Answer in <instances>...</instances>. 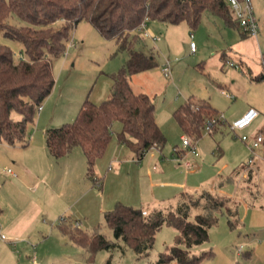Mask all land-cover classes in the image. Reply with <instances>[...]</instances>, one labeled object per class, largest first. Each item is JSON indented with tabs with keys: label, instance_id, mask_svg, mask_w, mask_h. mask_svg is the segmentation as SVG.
Instances as JSON below:
<instances>
[{
	"label": "rangeland",
	"instance_id": "obj_1",
	"mask_svg": "<svg viewBox=\"0 0 264 264\" xmlns=\"http://www.w3.org/2000/svg\"><path fill=\"white\" fill-rule=\"evenodd\" d=\"M251 5L258 23L257 39L243 38L239 29L227 27L222 19L208 13L202 14L195 28L185 22L171 25L148 21L147 30L158 37L155 42L142 39L139 31L136 36L132 34L136 50L145 54L153 50L156 67L130 77L129 84L133 92L151 97L155 121L166 141L161 151H150L140 161L122 155L116 156L118 163L102 160L97 164L115 143L113 135L93 168L101 177L99 187L86 178L85 158L78 147L81 162L72 158L68 168L52 169L43 181L34 182L27 180L26 151L0 143V219L16 227L19 239L16 247L0 239V264L84 263L85 250L74 246L57 229L63 217L79 223L84 231L96 232L116 243V247L96 253L93 264H156L159 254L174 243L173 228L161 227L153 248L140 257L115 240L104 222V213L116 203L164 209L173 205L171 200L178 192L196 196L202 190L235 198L240 203V225L230 229L225 216L220 215L217 225L208 231V241L193 249L195 254L212 253L200 264H264V242L258 241L264 231V161L257 158L262 156L264 146L252 152L249 144L239 138L261 134L256 130L264 122V79L253 82L248 76L264 75V0H251ZM9 22L15 26L25 24L15 16ZM63 24L58 21L55 27ZM190 43L194 44L193 51ZM0 44L7 45L16 58L22 56V47L4 38L2 32ZM221 54L234 66H225ZM126 59V53L118 52L114 42L102 38L88 22L74 26L63 55L52 62L54 85L37 110L34 123L27 125L26 141L32 134V141L42 144L43 132L71 123L85 99L93 104L105 101L112 77ZM165 66L169 71L166 74ZM221 88L235 99L228 100L220 93ZM188 97L209 101L218 109L224 124L217 133L202 131L200 138L193 140L197 156L183 149L182 132L172 117L173 110ZM249 109L258 111V118L243 131L233 133L229 124ZM119 127L120 123L114 122L112 132ZM179 149L184 150L180 156L175 153ZM252 156L254 160L248 164ZM186 161L193 163L194 171L183 167ZM243 164L245 169L239 171L240 175H231ZM8 169L17 177L6 174ZM172 183L186 184L175 188ZM32 185L36 186L34 191ZM4 231L0 228V234L6 237Z\"/></svg>",
	"mask_w": 264,
	"mask_h": 264
},
{
	"label": "trees",
	"instance_id": "obj_2",
	"mask_svg": "<svg viewBox=\"0 0 264 264\" xmlns=\"http://www.w3.org/2000/svg\"><path fill=\"white\" fill-rule=\"evenodd\" d=\"M203 13L222 19L227 27L240 29L226 0H0V32L22 47V56L16 58L7 45L0 44V143L27 144V125L34 123L37 108L54 85L52 62L63 55L73 27L85 21L102 38L113 41L116 50L126 53L127 59L112 77L105 101L93 104L85 99L71 123L46 130L47 151L52 157L61 158L72 148H80L86 178L99 187L93 168L112 138L114 122L121 125L115 133L116 142L128 147L137 161L151 149L161 150L166 139L156 124L153 101L145 93L133 92L129 84L130 77L156 67L151 48L147 54L134 48L136 32L145 17L171 25L185 22L195 28ZM11 16L25 24L12 25ZM61 20L64 24L55 27ZM220 58L224 63V55ZM251 79L262 80L264 75ZM172 117L183 136L192 140L200 138L207 123L214 121L210 135L224 125L218 110L203 99L188 97L173 110ZM243 169L244 165L239 166L235 174ZM239 204L233 197L203 190L196 196L181 194L177 203L148 213L143 207L116 203L103 218L115 240L140 257L153 248L155 234L161 227H171L175 231L174 243L165 247L156 264H200L212 253L195 254L193 249L208 241V231L217 225L220 215L225 216L230 229L237 228ZM57 229L87 253L86 261L79 264H93L96 253L117 246L64 217L59 219Z\"/></svg>",
	"mask_w": 264,
	"mask_h": 264
},
{
	"label": "crops",
	"instance_id": "obj_3",
	"mask_svg": "<svg viewBox=\"0 0 264 264\" xmlns=\"http://www.w3.org/2000/svg\"><path fill=\"white\" fill-rule=\"evenodd\" d=\"M239 31L241 32V36L243 37V38H248L249 36H247V35H243V33H242V31H241V29H239ZM249 38H252V37H249ZM256 39H257V37H255ZM190 51H191V49H190ZM221 55H224V54H221ZM221 57V56H220ZM224 58H225V62H224V65H225V63H226V61H228L227 60V56L226 55H224ZM220 60H221V58H220ZM226 66V65H225ZM146 73V72H145ZM260 75H262V74H260ZM260 75H258V76H260ZM248 76H249V80L250 81H253V82H255V80H252L251 78H254V77H252V76H250V74H248ZM256 77V76H255ZM259 81V80H258ZM220 93L222 94V95H224L228 100H234L235 99V97H234V95H232V94H229V93H227V92H225L224 90H222V88L220 89ZM231 93V92H230ZM203 100H205V99H203ZM207 101V100H206ZM209 102V101H208ZM210 103V102H209ZM211 104V103H210ZM212 105V104H211ZM213 106V105H212ZM214 107V106H213ZM214 108H216V107H214ZM217 109V108H216ZM218 110V109H217ZM258 112V111H257ZM244 114V112H241V113H239L238 115H236L234 118H233V120H232V122L233 121H235L236 119H238L239 117H241L242 115ZM258 116H259V112H258ZM258 118V117H257ZM156 124L158 125V123L156 122ZM263 125H264V122L262 123V124H260L259 126H258V129L256 130V131H262V128H263ZM158 127H159V125H158ZM160 128V127H159ZM222 127H220L219 128V131H220V129H221ZM48 129H50V128H48ZM48 129H46V130H48ZM46 130L43 132V134H44V140H43V143L41 144V141L39 142V144H37V143H34L33 141H32V138H31V136H32V134H30V137L28 136V140H27V144L25 145V146H21V145H15V146H10V145H7V146H9V147H19V148H21V149H23V150H25L26 151V160H25V166H26V174H27V180H29V179H31V180H33L34 182L35 181H38V182H40V181H43L44 180V178H45V176L48 174L47 172H50L52 169H59V168H61V167H67L68 168V164H69V162H70V160H71V162L73 161V159L74 160H80V162H81V157H79V153H77V151H76V148L77 147H74V148H72L65 156H63V157H61V158H54V157H52L50 154H49V152L47 151V149H46V147H45V132H46ZM121 130V125H120V127H119V129H117V130H115V131H113V135H115V133H117V132H119ZM218 132V131H217ZM216 132V133H217ZM256 133H258V132H255V134ZM215 134V133H214ZM254 134V135H255ZM112 135V136H113ZM213 135V134H212ZM253 135V136H254ZM182 136H183V134H182ZM252 136V137H253ZM114 137V136H113ZM113 142H115L113 145H111V147H110V149H109V151H108V153H106V155H104V157H102V159H98L97 161H98V163H97V161H96V163L97 164H101L100 162L102 161V162H105V163H109V164H111V163H118V161H119V158H117L116 156H127V157H132V159H134L135 158V155H134V153L128 148V147H126L125 145H122V144H118L115 140H113ZM81 151V150H80ZM150 151H161V150H158V149H151V150H149L148 152H150ZM147 152V153H148ZM183 152H184V150L183 149H179V150H176L175 151V153L178 155V154H183ZM81 153H82V151H81ZM83 154V153H82ZM72 156H74V157H72ZM78 156V157H77ZM84 156V155H83ZM178 156H180V155H178ZM71 158V159H70ZM73 158V159H72ZM118 159V160H117ZM60 160H63V161H60ZM65 160V161H64ZM0 163H1V161H0ZM185 163H189V165H190V167L189 168H187L186 166H185ZM80 164V163H79ZM244 165V164H243ZM183 167L187 170V171H192L193 170V168H194V165H193V163H191V162H189V161H186V162H184V164H183ZM109 168V167H108ZM239 167H237V168H235L233 171H232V173H231V175H233V174H235V171H236V169H238ZM97 169V168H96ZM8 170L11 172V173H8ZM8 170H6V174H8L10 177H12V178H16L17 176H16V174L14 173V172H12V170H10V169H8ZM98 170V169H97ZM186 171V172H187ZM194 171V170H193ZM100 172V171H99ZM14 175V176H13ZM231 175L228 177V178H230L231 177ZM239 175H240V173H239ZM94 177L96 178V179H101V177L99 176V175H97V174H95L94 173ZM237 177V176H236ZM227 178V179H228ZM222 179V177L220 178V179H218V183L220 182V180ZM30 180V181H31ZM218 183H216V184H218ZM185 184L186 183H183V184H178V183H172L171 185L173 186V187H175V188H184V186H185ZM220 187L221 188H219L220 189V192H222L221 191V189L223 188V185H220ZM36 189V186L34 185H32V191H34ZM203 191V190H202ZM199 193V192H198ZM181 194H188L187 192H185V191H181V192H178L177 194H176V196H174L173 197V199L171 200L172 201V203L173 204H175V203H177L178 202V200H179V197H180V195ZM222 194V193H221ZM247 206V205H246ZM247 207H249V206H247ZM250 207H252V206H250ZM144 209H146V210H152V209H148V208H144ZM0 213H2V210H1V208H0ZM67 220H69V219H67ZM0 221H1V219H0ZM70 222H72L71 220H69ZM75 222V221H74ZM1 223V226H0V228H2V230L4 231V234H6V237L9 239V240H11V241H9V242H11V245L13 246V247H16V245H17V242L19 241V239H18V236H17V230H16V227L14 228V227H12V225H9V224H4L2 221L0 222ZM77 223V222H76ZM77 225L79 226V228H81L80 227V225H79V223H77ZM83 230V229H82ZM264 234V231L262 232V235ZM259 241V243H262V242H264V241H260V239L258 240ZM13 242H16V243H13Z\"/></svg>",
	"mask_w": 264,
	"mask_h": 264
},
{
	"label": "built area",
	"instance_id": "obj_4",
	"mask_svg": "<svg viewBox=\"0 0 264 264\" xmlns=\"http://www.w3.org/2000/svg\"><path fill=\"white\" fill-rule=\"evenodd\" d=\"M227 4L232 10L233 17L235 21L238 23L239 28L245 35L249 37H257L258 35V23L256 19L253 17V10H252V5H251V0H226ZM148 19L147 17L144 18L142 23L140 24L138 31L141 33V38L143 39H149L155 42L158 40V37L153 35L149 30H147L146 25H147ZM190 49L191 51L194 50V44L190 43ZM226 66H234L232 62L226 61L225 63ZM236 67V66H235ZM168 66H165L163 68V73H168ZM41 106L37 108V110H40ZM258 117V112L255 109H249L246 111L241 117L233 121L231 124H229V127L233 133L238 132V131H243L247 127H249L253 121ZM214 122V121H212ZM211 123H207L205 126V131L207 133L211 132ZM240 140L243 143L249 144V150L250 151H255L259 146H264V125L262 128V133L258 134L256 133L253 137H247L246 135H242L239 137ZM181 145L183 149L188 150L192 155L197 156L196 148H195V143L193 142L192 139H190L187 136H183L181 138ZM257 158H262L264 161V151L262 153V156L260 155ZM254 160V157L252 156L247 163L251 164ZM185 166L187 168L190 167L189 163H185ZM8 173H11L8 170ZM14 176V175H13ZM146 213L143 212V215ZM0 239L4 241H11L7 237H4V235L0 234ZM260 241H264V234L261 237Z\"/></svg>",
	"mask_w": 264,
	"mask_h": 264
}]
</instances>
